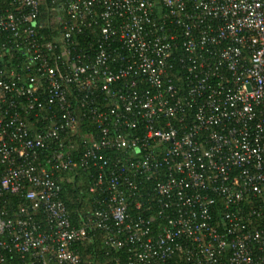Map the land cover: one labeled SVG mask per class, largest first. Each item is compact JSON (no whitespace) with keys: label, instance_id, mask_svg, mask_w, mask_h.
Returning a JSON list of instances; mask_svg holds the SVG:
<instances>
[{"label":"built area","instance_id":"2783aa9c","mask_svg":"<svg viewBox=\"0 0 264 264\" xmlns=\"http://www.w3.org/2000/svg\"><path fill=\"white\" fill-rule=\"evenodd\" d=\"M95 230L120 264H264V0H0V264H82Z\"/></svg>","mask_w":264,"mask_h":264},{"label":"trees","instance_id":"16d2710c","mask_svg":"<svg viewBox=\"0 0 264 264\" xmlns=\"http://www.w3.org/2000/svg\"><path fill=\"white\" fill-rule=\"evenodd\" d=\"M46 12L47 8L41 9V19L45 25V27L42 28L41 33L47 40H49L54 34L50 28L52 27L50 25L51 19L50 17H47L48 14ZM76 39L79 42V47H82V43L84 42H90V39L86 36L77 37ZM85 48L86 47H83V49ZM92 127L93 125L89 122L79 127L78 135H76L73 139L76 141L75 147L77 148L75 149L76 151H73L74 153H72L73 158H78L80 152H82V145L79 141L82 135H85L87 132L95 133V130ZM106 155L115 157L120 156V153L114 154V152H107ZM95 177L96 172L93 168L89 170L75 169V171L64 173L61 176L60 198L65 204L70 221L76 227L82 224L89 213L102 208L103 201L107 199V193L101 194L99 192H89V187L92 185ZM146 188L148 187L146 186ZM6 200L8 205L6 208L8 211L14 210L19 202V198L17 196L7 195ZM107 235L108 234L103 231L95 230L89 233L86 239L76 244L75 248L80 256L82 264H120V262L126 258L124 250H112L103 244ZM10 263L24 264L23 260L17 255H14L13 260Z\"/></svg>","mask_w":264,"mask_h":264}]
</instances>
